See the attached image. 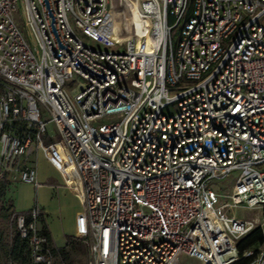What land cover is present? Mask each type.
I'll return each mask as SVG.
<instances>
[{"label": "built area", "instance_id": "2783aa9c", "mask_svg": "<svg viewBox=\"0 0 264 264\" xmlns=\"http://www.w3.org/2000/svg\"><path fill=\"white\" fill-rule=\"evenodd\" d=\"M39 153L86 264H237L264 236L233 215L264 209V0H0V180L37 190ZM43 218L9 219L29 264H54Z\"/></svg>", "mask_w": 264, "mask_h": 264}, {"label": "crops", "instance_id": "0c3cea01", "mask_svg": "<svg viewBox=\"0 0 264 264\" xmlns=\"http://www.w3.org/2000/svg\"><path fill=\"white\" fill-rule=\"evenodd\" d=\"M37 160V180L41 186L35 190L32 186L14 183L7 188L5 202H9L14 211L25 212L33 207L34 196L38 199L37 204L44 213V218L41 221V228L49 237V246L51 250L56 251L53 255L54 264H59L60 257H58L59 255L57 254L60 250H65L69 255H72L73 250H75V245L71 248H67L66 242L70 237L75 235V213L78 204L76 199L62 187V181L58 173L45 161L40 153L37 156ZM50 177L54 179L56 178L57 183L49 184L48 181L50 180ZM23 192H26L30 197H25ZM59 193L63 198L68 200L64 218L60 211L57 212L56 210L49 208L51 200H54ZM10 233V231H8V233L6 231L5 234L8 235Z\"/></svg>", "mask_w": 264, "mask_h": 264}, {"label": "trees", "instance_id": "16d2710c", "mask_svg": "<svg viewBox=\"0 0 264 264\" xmlns=\"http://www.w3.org/2000/svg\"><path fill=\"white\" fill-rule=\"evenodd\" d=\"M8 185L4 180H0V217L3 219H10L11 213L13 212V207L9 202H5V196L7 192ZM10 234L6 235V231L0 230V264H29L28 259V246L25 241H22L18 235L16 234L14 227L11 226ZM8 233V232H7ZM44 235L47 237L49 243V237L44 232ZM74 245H81L83 249V255L85 258L86 264V248L79 242H75L71 245H66L67 248H71ZM255 245H264V236L262 235L260 230H255L246 236L238 246V250L240 254H244L246 251L254 248ZM56 251L52 250V256ZM58 252V251H57ZM257 250H254V254L250 257L244 258L242 257L237 264H248L250 263L256 254ZM60 257L59 264H73V260L69 253L65 252V250H60L58 252Z\"/></svg>", "mask_w": 264, "mask_h": 264}, {"label": "rangeland", "instance_id": "374dc122", "mask_svg": "<svg viewBox=\"0 0 264 264\" xmlns=\"http://www.w3.org/2000/svg\"><path fill=\"white\" fill-rule=\"evenodd\" d=\"M19 28L22 31V33L25 34V29L23 28V24L21 21L18 22ZM81 82L79 79H77L76 77H74L71 80V83H69L68 85H66V87L68 89H76L78 90L80 88ZM175 113V108H169L165 111V114H174ZM48 132L49 133H54V128L52 125L48 126ZM33 161H35V164H37L38 160H37V156L33 158ZM238 176V173L235 172L233 174H231L230 176H228L223 183H219L217 186L219 188H221V191L223 193L229 192L231 190V186L234 184L236 178ZM48 183H52V184H56L57 180L56 178H51L48 181ZM35 191V190H34ZM25 194V197H30L26 192H23ZM34 205L37 204L38 199H36V197L34 196ZM1 204V203H0ZM51 205H49L50 209L56 210L57 212L60 211L62 213V217L64 218L65 214H66V209H67V204H68V200L66 198H63V196L59 193L58 195H56V197L54 198V200H51L50 202ZM33 205V206H34ZM38 205V204H37ZM39 206V205H38ZM57 208V209H56ZM233 215L236 219L238 220H250V221H254L255 223H260L263 224L264 227V209L263 208H257V209H243V208H238L233 212ZM230 216V215H229ZM64 220V219H63ZM65 224V223H64ZM66 226V225H64ZM4 230V231H10L11 230V225H10V221L9 219H3L0 217V230ZM264 245H255L254 248L246 251L244 253V258L248 257L249 251H253L257 250L258 252L261 250V248H263ZM73 250V254L71 255L72 260H73V264H84L85 263V258H84V253H82L83 251V247L81 245H75ZM177 264H200L198 261L196 260H191L188 259L186 257H180L178 260Z\"/></svg>", "mask_w": 264, "mask_h": 264}]
</instances>
